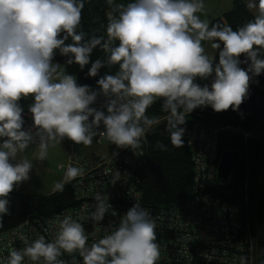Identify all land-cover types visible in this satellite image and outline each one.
Here are the masks:
<instances>
[{
  "label": "clouds",
  "instance_id": "obj_1",
  "mask_svg": "<svg viewBox=\"0 0 264 264\" xmlns=\"http://www.w3.org/2000/svg\"><path fill=\"white\" fill-rule=\"evenodd\" d=\"M107 2L111 6L114 0ZM246 7L255 10L254 20L234 31L231 26L215 23L210 27L209 21L201 20L196 13L203 11V0H134L126 6L116 4L107 13V39L92 36L85 40L86 34L77 31L84 0H0V225L9 212L7 197L29 179L33 168L28 159L17 161V154L37 140L36 158L41 161L47 158L49 147L65 138L90 146L98 135L118 149L136 153L146 130L158 123L146 111L162 98L170 142L183 147L185 128L181 126L186 114L207 106L218 113L238 110L248 96L252 77L264 73V0H248ZM69 38L72 43L65 44ZM206 40L220 49L218 63L205 54L201 42ZM115 41L118 44L113 46ZM97 46L107 56L91 64L89 76L96 77L105 64L118 65L115 74L97 81L99 92L78 85L74 75L53 63L59 50L68 57L66 64L83 69ZM241 55L246 57V69L240 67ZM213 74L210 87L195 82ZM100 93L108 98L107 114L90 107ZM30 95L34 97L29 112L35 132L23 130V108L18 104ZM101 123L104 130L97 131ZM157 146L167 150L163 144ZM83 175V167L69 165L64 180ZM63 187L64 181L56 182L53 191ZM97 200L92 218L102 221L108 207L100 195ZM58 228L54 241L40 236L25 248L10 251L3 264H22L25 257L64 264L58 259L61 250L78 251L83 264H156L160 256L155 219L138 202L114 232L90 246L84 226L71 215L59 220ZM21 239L27 244L26 238Z\"/></svg>",
  "mask_w": 264,
  "mask_h": 264
},
{
  "label": "built area",
  "instance_id": "obj_2",
  "mask_svg": "<svg viewBox=\"0 0 264 264\" xmlns=\"http://www.w3.org/2000/svg\"><path fill=\"white\" fill-rule=\"evenodd\" d=\"M131 2L134 0H114L113 5L126 6ZM113 14L116 15L115 12ZM107 99L100 93L90 107L107 114ZM26 103L33 104L34 98L18 101L23 108V130L35 132L33 117ZM238 115L241 120L246 118L242 112H238ZM92 119L89 117V121ZM233 129L242 132L245 138L255 133L240 126ZM103 130L101 123L97 131ZM219 132L217 126L207 127L198 123L192 126L188 133L194 170L192 190L186 199L168 207L144 203L139 168L145 160V137L141 149L136 150L137 154L124 148L114 151L118 153L116 156H113L114 152L105 156L97 151L107 141L106 137H94L90 146L77 145L65 138L69 146L68 157L60 168L63 170L62 181L64 185L70 186L75 205L50 217L28 219L0 231V264L7 260L10 251L21 250L40 236H44L47 242L54 241L59 230L58 221L65 215H71L84 226L90 246L114 232L127 211L137 202L150 212L156 222V242L160 251L156 264H242V258L243 264H254L257 246L248 219L245 221L238 208L217 198L211 191L217 180L220 159ZM69 165L83 167L84 175L65 181V171ZM98 195L108 207L102 221L92 218L99 204ZM21 237L26 238L27 244ZM61 253L58 259L63 260L64 264H83L78 251L69 254L61 250ZM22 264L45 262L43 258L33 262L25 257Z\"/></svg>",
  "mask_w": 264,
  "mask_h": 264
},
{
  "label": "trees",
  "instance_id": "obj_3",
  "mask_svg": "<svg viewBox=\"0 0 264 264\" xmlns=\"http://www.w3.org/2000/svg\"><path fill=\"white\" fill-rule=\"evenodd\" d=\"M113 7L114 5L110 6L107 0H84L81 25L77 31H83L86 34L85 40L92 36L107 39V13L112 11ZM254 17L255 14L246 7L243 0H234L233 8L222 16L212 19L209 26L220 23L231 26L235 31L254 20ZM63 35L62 33L61 38ZM70 43H72L71 38L65 41V44ZM117 44L118 41H115L113 46ZM106 56L107 54L97 46L90 55L89 64L81 69L75 63L66 64L68 57L61 55L59 50H55L53 62L62 64L68 74L74 75L78 85H88L92 90L99 92L97 81L106 74H115L118 71V65L105 64L99 69L96 77L89 76L88 71L93 62L97 59L104 61ZM261 58H264V50H261ZM239 59L242 61L240 67L246 69L248 64L243 63L246 57L241 55ZM218 62L219 55L214 58V63ZM213 79L214 74L207 79L198 77L195 82L201 86L210 87ZM25 100L24 97L20 99L22 102ZM162 103V98H159L146 111L150 119L160 121L147 131L144 138L145 160L139 168L144 203L168 207L183 201L190 195L194 170L192 150L188 146V133L196 123L207 127H219V155L228 150H236L240 154V161L230 181L219 184L216 180L211 191L217 198L238 208L245 221L246 218L248 219L257 246L254 264H264V189L261 188L264 182L261 175V170L264 168V73L252 77L248 96L238 110L233 111L229 108L227 111L218 113L207 106L186 114V123L181 126L185 128L183 147H174L170 142L167 131L168 113L161 110ZM238 112H242L246 118L241 120ZM237 126L254 130L255 133L245 138L242 132L233 129ZM222 127L224 128L221 130ZM158 144L165 145L167 150H161ZM246 184L248 190H246ZM7 199L9 212L2 217L0 231L15 227L28 219L50 217L75 205L73 193L68 185H64L62 191L46 194H24L12 191Z\"/></svg>",
  "mask_w": 264,
  "mask_h": 264
},
{
  "label": "rangeland",
  "instance_id": "obj_4",
  "mask_svg": "<svg viewBox=\"0 0 264 264\" xmlns=\"http://www.w3.org/2000/svg\"><path fill=\"white\" fill-rule=\"evenodd\" d=\"M247 3L248 0H245ZM204 9L201 12L196 13L200 17L201 20L211 21L216 17H220L223 13L229 11L233 8L234 0H203ZM203 47L205 49V54L210 58H215L216 55H219V49L212 48V41H202ZM57 63V62H53ZM60 64V63H58ZM60 70L65 74H68L62 64ZM76 78V77H75ZM77 79V78H76ZM26 98H34L33 96H28ZM160 120H158L159 122ZM157 124V123H156ZM155 124L149 127L146 130L153 128ZM224 127L221 128V130ZM145 133V134H146ZM115 144H111L108 140L101 147L97 149V151L103 153L105 156H108L112 150H117ZM39 151L38 140L36 143H32L29 145L27 149L23 152H18L16 160L19 161L21 159H28L32 162L33 168L30 171L29 179L20 183L19 185L14 187L15 192L19 193H50L53 191L54 184L56 182H61L62 180V170L60 169V165L64 164V151L62 143L55 144L54 147H49L47 158L43 161L36 158V155ZM261 175L264 180V168L261 170ZM261 188L264 189V182L261 184Z\"/></svg>",
  "mask_w": 264,
  "mask_h": 264
},
{
  "label": "water",
  "instance_id": "obj_5",
  "mask_svg": "<svg viewBox=\"0 0 264 264\" xmlns=\"http://www.w3.org/2000/svg\"><path fill=\"white\" fill-rule=\"evenodd\" d=\"M31 105L32 103H26L27 109H29ZM239 161L240 154L236 150H228L221 154L217 169V181L219 184H225L230 181Z\"/></svg>",
  "mask_w": 264,
  "mask_h": 264
},
{
  "label": "crops",
  "instance_id": "obj_6",
  "mask_svg": "<svg viewBox=\"0 0 264 264\" xmlns=\"http://www.w3.org/2000/svg\"><path fill=\"white\" fill-rule=\"evenodd\" d=\"M244 2H245V0H243ZM246 3V2H245ZM246 5H247V3H246ZM251 12H253L254 14H256L255 13V10H250ZM220 50V49H219ZM217 56V55H216ZM76 81H77V84H78V80L76 79ZM28 99V98H27ZM107 142V141H106ZM62 146H63V151H64V160L66 161V159H67V157H68V149H69V146H68V143L66 142V140H63L62 142ZM117 150H119V149H117ZM117 150H112L111 151V153L112 152H114V151H117ZM110 153V154H111ZM109 154V155H110ZM53 192V191H52ZM51 193V192H50Z\"/></svg>",
  "mask_w": 264,
  "mask_h": 264
}]
</instances>
